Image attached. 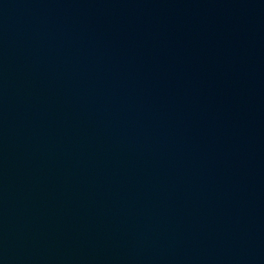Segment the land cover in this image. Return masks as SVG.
I'll list each match as a JSON object with an SVG mask.
<instances>
[{"label": "water", "instance_id": "95a60500", "mask_svg": "<svg viewBox=\"0 0 264 264\" xmlns=\"http://www.w3.org/2000/svg\"><path fill=\"white\" fill-rule=\"evenodd\" d=\"M0 264H264V0H0Z\"/></svg>", "mask_w": 264, "mask_h": 264}]
</instances>
